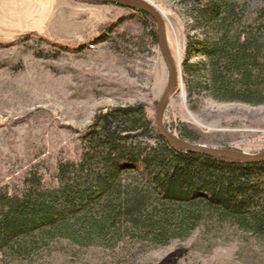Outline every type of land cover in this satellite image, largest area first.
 <instances>
[{
    "label": "trees",
    "instance_id": "trees-1",
    "mask_svg": "<svg viewBox=\"0 0 264 264\" xmlns=\"http://www.w3.org/2000/svg\"><path fill=\"white\" fill-rule=\"evenodd\" d=\"M177 1L196 33L180 67L188 97L263 106L264 0ZM137 12L158 43L153 18ZM166 127L201 144L187 124ZM80 141L77 161L33 168L19 186L0 187L1 264H39L60 245L109 253L166 247L197 231L209 243L231 233L245 246V264H264V163L177 150L143 104L100 110Z\"/></svg>",
    "mask_w": 264,
    "mask_h": 264
},
{
    "label": "rangeland",
    "instance_id": "rangeland-1",
    "mask_svg": "<svg viewBox=\"0 0 264 264\" xmlns=\"http://www.w3.org/2000/svg\"><path fill=\"white\" fill-rule=\"evenodd\" d=\"M148 1L164 16L180 72L187 36L196 33L177 0ZM166 83L159 45L137 11L88 0H0V187L19 186L33 168L77 161L100 110L143 104L154 122ZM164 122L187 124L202 145L264 153V105L190 99L181 75ZM201 234L113 253L60 245L39 264H245V246L231 233L211 243Z\"/></svg>",
    "mask_w": 264,
    "mask_h": 264
},
{
    "label": "water",
    "instance_id": "water-1",
    "mask_svg": "<svg viewBox=\"0 0 264 264\" xmlns=\"http://www.w3.org/2000/svg\"><path fill=\"white\" fill-rule=\"evenodd\" d=\"M103 4H110L124 9L133 11H141L153 18L156 23V32L158 45L162 53L164 62L167 67V83L165 90L158 102L155 112L154 126L158 134L163 137L170 146L183 151L197 155H205L218 159H226L245 164H260L264 163V153L249 154L233 149H220L209 147L202 144H192L178 138L171 130H169L164 122L165 112L167 110L171 96L179 86L180 72L170 49L166 22L160 10L148 0H96Z\"/></svg>",
    "mask_w": 264,
    "mask_h": 264
}]
</instances>
